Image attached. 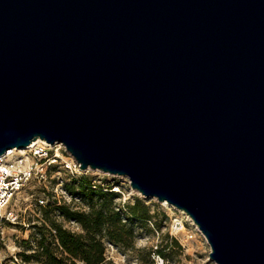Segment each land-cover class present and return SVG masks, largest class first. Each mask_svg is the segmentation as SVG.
<instances>
[{
	"label": "water",
	"instance_id": "obj_1",
	"mask_svg": "<svg viewBox=\"0 0 264 264\" xmlns=\"http://www.w3.org/2000/svg\"><path fill=\"white\" fill-rule=\"evenodd\" d=\"M38 138L264 264V0H0V157Z\"/></svg>",
	"mask_w": 264,
	"mask_h": 264
},
{
	"label": "rangeland",
	"instance_id": "obj_2",
	"mask_svg": "<svg viewBox=\"0 0 264 264\" xmlns=\"http://www.w3.org/2000/svg\"><path fill=\"white\" fill-rule=\"evenodd\" d=\"M50 144L54 150L63 147V159L50 166L44 178L28 181L16 193L9 209L17 218L3 221L0 228V264H42L37 256L39 244L44 235L52 239V222L82 231L81 224L59 207L90 211L102 200L100 190L116 193L113 206L121 210L123 221L134 233L128 243L105 239L104 264H217L211 258L207 237L180 208L135 190L128 176L76 167L75 158L62 142ZM84 181L96 192L89 191V186L84 191ZM127 205H135L137 214L133 215ZM23 253L32 256L30 261H25Z\"/></svg>",
	"mask_w": 264,
	"mask_h": 264
},
{
	"label": "trees",
	"instance_id": "obj_3",
	"mask_svg": "<svg viewBox=\"0 0 264 264\" xmlns=\"http://www.w3.org/2000/svg\"><path fill=\"white\" fill-rule=\"evenodd\" d=\"M88 186L89 191L96 192L90 182L84 181L83 190L86 191ZM99 193L102 200L98 206L93 204L90 211L72 210L67 205L59 207L63 214L81 224L82 231H73L52 222L55 230L52 239L44 235L39 244L37 256L41 257L42 264H104L106 238L119 243L134 239L132 229L123 221L121 210L113 206L116 193L103 190ZM127 206L133 215L137 214L135 205ZM23 255L25 261H30L31 255Z\"/></svg>",
	"mask_w": 264,
	"mask_h": 264
},
{
	"label": "built area",
	"instance_id": "obj_4",
	"mask_svg": "<svg viewBox=\"0 0 264 264\" xmlns=\"http://www.w3.org/2000/svg\"><path fill=\"white\" fill-rule=\"evenodd\" d=\"M28 150L30 153L23 155L9 149L0 157V228L3 221L17 218L15 212L9 209L16 193L28 181L44 178L48 168L63 159V147L54 150L53 147L35 143ZM74 164L80 167L76 159Z\"/></svg>",
	"mask_w": 264,
	"mask_h": 264
},
{
	"label": "bare ground",
	"instance_id": "obj_5",
	"mask_svg": "<svg viewBox=\"0 0 264 264\" xmlns=\"http://www.w3.org/2000/svg\"><path fill=\"white\" fill-rule=\"evenodd\" d=\"M35 143H42L43 145L45 146H49V147H52L53 145L50 144L49 142H47L45 139H42V138H38L37 140L33 141V143L30 145V146H27V147H23V148H11V150H13L14 152L17 151V152H23V151H27L28 149H31L32 146L35 144ZM165 203H169L168 201H165ZM183 213L187 214L186 211H184L183 209H181ZM188 215V214H187ZM188 218H191L189 215H188ZM192 219V218H191ZM193 220V219H192ZM194 221V220H193ZM195 222V221H194ZM196 224V223H195ZM183 226V225H181Z\"/></svg>",
	"mask_w": 264,
	"mask_h": 264
}]
</instances>
